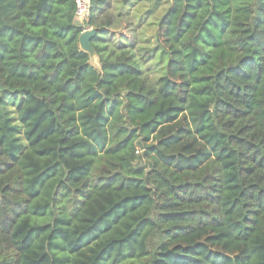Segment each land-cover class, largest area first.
<instances>
[{
    "label": "trees",
    "instance_id": "obj_1",
    "mask_svg": "<svg viewBox=\"0 0 264 264\" xmlns=\"http://www.w3.org/2000/svg\"><path fill=\"white\" fill-rule=\"evenodd\" d=\"M89 3L0 0V264H264V0Z\"/></svg>",
    "mask_w": 264,
    "mask_h": 264
},
{
    "label": "rangeland",
    "instance_id": "obj_2",
    "mask_svg": "<svg viewBox=\"0 0 264 264\" xmlns=\"http://www.w3.org/2000/svg\"><path fill=\"white\" fill-rule=\"evenodd\" d=\"M155 0H135L134 4L131 6L129 16L116 15V9L118 6V0H108L109 11L115 20L110 31L114 35L115 39H120L122 36L123 40L128 44L129 42H134V50L136 53L141 54L147 48L150 49L154 44V33L155 24L158 17L163 12L168 4V0H160L159 8L152 12L151 6ZM151 12L142 19V23L137 24L139 17L144 16L143 14L150 11ZM118 18V19H117ZM89 29V28H88ZM141 51V52H140ZM89 52V51H88ZM91 61L97 65V57L93 51H90ZM145 75L148 80H155L157 76L163 73L162 60H159V55H155L150 61L144 62L142 65Z\"/></svg>",
    "mask_w": 264,
    "mask_h": 264
},
{
    "label": "water",
    "instance_id": "obj_3",
    "mask_svg": "<svg viewBox=\"0 0 264 264\" xmlns=\"http://www.w3.org/2000/svg\"><path fill=\"white\" fill-rule=\"evenodd\" d=\"M95 29L94 28H89L85 29L80 35H79V44L81 48H83L86 51H93V49L90 46V38L95 35Z\"/></svg>",
    "mask_w": 264,
    "mask_h": 264
},
{
    "label": "built area",
    "instance_id": "obj_4",
    "mask_svg": "<svg viewBox=\"0 0 264 264\" xmlns=\"http://www.w3.org/2000/svg\"><path fill=\"white\" fill-rule=\"evenodd\" d=\"M75 6V13L79 19H83L88 16L90 10L89 0H75Z\"/></svg>",
    "mask_w": 264,
    "mask_h": 264
}]
</instances>
